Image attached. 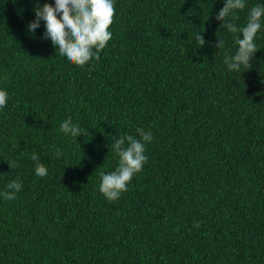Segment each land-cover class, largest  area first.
Returning <instances> with one entry per match:
<instances>
[{
	"label": "trees",
	"instance_id": "trees-1",
	"mask_svg": "<svg viewBox=\"0 0 264 264\" xmlns=\"http://www.w3.org/2000/svg\"><path fill=\"white\" fill-rule=\"evenodd\" d=\"M45 3L0 0V264H264V26L251 69L231 72L224 0H114L112 40L80 67L43 21L28 30ZM246 4L238 27L264 0ZM69 118L87 135L64 134ZM138 128L148 162L109 202L100 174Z\"/></svg>",
	"mask_w": 264,
	"mask_h": 264
},
{
	"label": "clouds",
	"instance_id": "clouds-1",
	"mask_svg": "<svg viewBox=\"0 0 264 264\" xmlns=\"http://www.w3.org/2000/svg\"><path fill=\"white\" fill-rule=\"evenodd\" d=\"M246 0H224L223 9L217 14L216 19L221 21V27L232 33L238 50L234 55L225 53L224 64L231 72H240L241 69L249 70L255 54L260 51L255 43L257 34L264 26V5L257 4L248 11L247 22L238 27L237 13L245 10ZM35 20L27 27L32 33L40 27L41 21L46 28L44 38L50 39L59 55L76 65L83 67L90 62L99 61L100 53L112 40L111 26L116 16L114 0H55V4L45 3L34 9ZM195 40L204 47L206 41L201 33L195 34ZM217 49L224 48V41L218 37L215 45ZM9 95L0 90V109L6 107ZM61 131L66 135L78 138L87 135L72 120L66 119L60 125ZM139 139L132 135H123L115 140L113 150L119 157V166L110 173H101L99 191L109 201H117L122 193L129 190V185L134 176L140 174L144 165L148 162L145 155L148 142L153 139L151 132H145L138 128ZM62 155L60 149L56 150V156ZM31 159L35 162V174L44 178L48 175V168L40 163L36 153ZM11 167V166H10ZM7 188L9 191L2 195L6 200H15L16 194L22 191V183L18 180L11 181ZM198 226V225H197Z\"/></svg>",
	"mask_w": 264,
	"mask_h": 264
}]
</instances>
